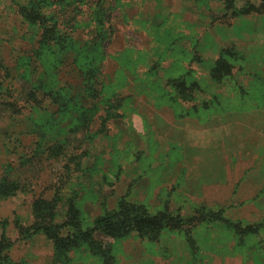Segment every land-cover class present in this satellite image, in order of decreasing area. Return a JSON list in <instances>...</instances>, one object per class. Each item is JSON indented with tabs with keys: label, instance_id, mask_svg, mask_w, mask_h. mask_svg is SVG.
<instances>
[{
	"label": "rangeland",
	"instance_id": "rangeland-1",
	"mask_svg": "<svg viewBox=\"0 0 264 264\" xmlns=\"http://www.w3.org/2000/svg\"><path fill=\"white\" fill-rule=\"evenodd\" d=\"M24 1L0 0V179L19 185L0 199L10 262L62 264L49 239L30 235L34 202H53L54 224L72 203L87 229L123 200L175 223L155 243L96 235L114 264H264V10L239 13L259 0L71 1L60 28L77 41L91 38L90 4L104 3L108 16L101 96L84 125L67 115L48 121L56 107L40 89L29 96L44 68L39 33L33 39L18 15ZM30 60L31 86L20 66ZM44 60L43 83L78 84L70 59ZM67 256L102 264L84 247Z\"/></svg>",
	"mask_w": 264,
	"mask_h": 264
},
{
	"label": "trees",
	"instance_id": "trees-1",
	"mask_svg": "<svg viewBox=\"0 0 264 264\" xmlns=\"http://www.w3.org/2000/svg\"><path fill=\"white\" fill-rule=\"evenodd\" d=\"M71 1L75 2L73 0H25L19 4L18 15L30 28L33 33L32 38L35 39V31L39 33L36 36L37 49L34 52L35 59L44 69L37 76L38 86L32 81L36 72L35 65L34 69H31L33 66L31 60L20 64V66L22 65L21 69L23 68L22 76L28 78L29 85H36L29 91L30 98L36 101L38 89H40L42 96L56 107V111L47 114L48 121L54 123L55 114L62 117L67 115L71 122L84 125L91 122L92 115L97 110L96 99L101 96L96 86L99 85L98 78L101 75L99 65L104 57V43L109 36L105 28L108 16L104 3L93 2L90 4V17L93 24L91 25V38L86 41H77L60 28L61 25L68 22L63 18L68 13ZM230 1L226 0L225 3L229 5ZM259 2L258 8H245L239 13L248 14L254 9L264 10V0H259ZM73 10L75 16H72L71 20L76 21V17L82 12L78 11L75 6ZM46 56L54 59L56 67L70 59L73 70L79 75L78 84L49 87L46 81L43 83L41 75L48 76L49 69L44 60ZM222 65L223 63L219 62L216 70L211 73L214 82H219L222 77L220 74ZM20 66L18 65V69ZM1 69H4V66L0 63ZM109 110L110 107L105 111L106 119L110 115ZM29 120L32 122L31 119ZM18 190L19 185L13 179L7 176L0 179V199L10 197ZM32 208L37 223L31 226L30 235L42 233L49 239L53 244L54 256L62 264L69 262L67 254L71 250L82 247L92 256L100 258L102 264H114L110 245L106 244L103 239L118 240L135 233L138 237L155 243L159 240L161 231L175 223L164 214L150 215L143 206L123 200L117 204L115 210L96 218L91 227L87 229L82 228L78 220V212L72 203L68 204L66 221L61 224L53 223L55 217L53 202L39 200L34 202ZM63 232L65 233L63 234ZM96 235H101L103 239H98ZM8 247L0 242V264H13L6 254Z\"/></svg>",
	"mask_w": 264,
	"mask_h": 264
}]
</instances>
